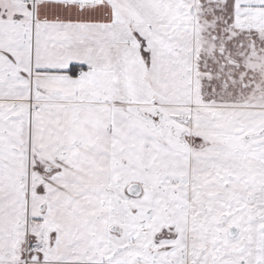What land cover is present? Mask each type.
<instances>
[{
  "label": "snow or ice",
  "instance_id": "6c2138e0",
  "mask_svg": "<svg viewBox=\"0 0 264 264\" xmlns=\"http://www.w3.org/2000/svg\"><path fill=\"white\" fill-rule=\"evenodd\" d=\"M0 264H264V0H0Z\"/></svg>",
  "mask_w": 264,
  "mask_h": 264
}]
</instances>
